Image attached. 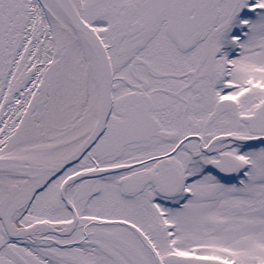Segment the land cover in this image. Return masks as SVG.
<instances>
[{
	"label": "snow or ice",
	"instance_id": "obj_1",
	"mask_svg": "<svg viewBox=\"0 0 264 264\" xmlns=\"http://www.w3.org/2000/svg\"><path fill=\"white\" fill-rule=\"evenodd\" d=\"M0 264H264V0H0Z\"/></svg>",
	"mask_w": 264,
	"mask_h": 264
}]
</instances>
